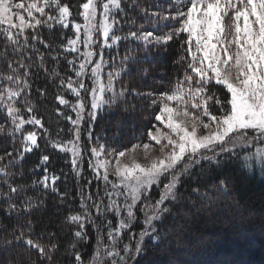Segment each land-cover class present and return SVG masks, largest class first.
Listing matches in <instances>:
<instances>
[{"label":"snow or ice","instance_id":"snow-or-ice-1","mask_svg":"<svg viewBox=\"0 0 264 264\" xmlns=\"http://www.w3.org/2000/svg\"><path fill=\"white\" fill-rule=\"evenodd\" d=\"M126 6L138 9L149 25L169 22L171 30L154 34L142 23L135 30L130 28L120 35L123 28L117 27L120 25L118 14L127 15ZM80 7L82 12L78 15L82 23L71 19L72 11L65 0H30L27 4L0 0V34L6 41L4 47L11 45L13 53L18 54L16 66L6 58L7 71L0 72V107L6 114L5 120L12 125L7 132L0 126V134L20 144L19 150L13 147L0 155V217L3 218L0 220V264H17L7 254L18 249L36 254L31 264H59L58 234L45 228L37 234L35 219L47 207L46 194H59L57 181L61 177L50 173L48 168L51 155L40 156L39 165L34 169L42 171L39 179L31 183L16 179L18 175L23 177L16 165L26 154L40 148L38 140L41 138L54 150L66 154L75 177L82 178L83 153L90 151L92 159L88 160V166L96 179L105 184L103 195L99 189L95 194L80 191V211L65 217L64 223L74 226L71 241L64 249L65 254L71 250V264H143L149 245L159 250L175 231L166 222L174 215L173 206L181 199L182 177L189 182L196 181L192 192L201 205L211 204L217 194L230 193V182L217 172L225 163L220 158L222 154L227 161L234 160L242 174H254L257 166L264 173V0H174V11H169L168 15L150 10L139 0H130V3L129 0H86ZM157 17L159 19H155ZM128 23L135 25L136 21ZM70 24L75 35L62 47L65 53L76 54L72 58L64 57L76 79L62 75L56 67H45L44 54L29 38L31 34V40H37L40 36L37 29L41 27L52 29L60 25L68 29ZM122 40L136 41L137 46L142 44L145 52L181 40L186 53L176 61L184 66L182 77L176 79L169 91L152 100L153 105L159 104L154 119L163 127L154 124L147 131L149 141L159 146L160 153L148 164L139 163L130 154L142 147L147 158L151 143L134 144L130 149L117 152L98 140L90 148L81 142L80 126L86 111L91 122L105 106L127 102L129 89L122 87L117 91L116 82L123 72L130 71L124 67L125 62H135V59L126 54L119 69L113 64L112 70L105 71L109 66L104 58L105 49L113 48ZM39 43L45 48L51 47L43 40ZM29 46L39 59V65L32 60V54L25 51ZM51 58L59 63L57 55ZM33 67L43 68L54 82L58 80L61 89L66 86L76 97L74 103L62 95L56 97L60 105L76 113L74 120L65 116L73 125L69 130L72 138H53L42 119L34 114L30 100ZM85 80H89L90 85ZM223 90L226 92L222 98ZM37 91L44 95L41 90ZM25 110L27 117L23 114ZM57 113L63 115L59 109ZM25 125L43 129V137ZM88 139L91 142V132ZM110 156L112 160L108 159ZM126 156L130 163L123 162ZM202 162H207L208 172ZM197 166L200 171H192ZM110 170L116 177L114 181L109 179ZM211 172L216 174L213 176ZM85 186L91 188L92 180ZM154 186L159 190V197L153 201L150 192ZM209 186L215 191L201 192V187L208 189ZM66 195L59 194L61 202ZM138 205L142 206L137 208ZM137 211L144 215L143 228L138 234L130 232ZM109 215L117 218L115 226ZM89 225L96 231L97 239L92 255L85 262L78 246L88 240ZM126 233L134 243L122 244Z\"/></svg>","mask_w":264,"mask_h":264},{"label":"trees","instance_id":"trees-1","mask_svg":"<svg viewBox=\"0 0 264 264\" xmlns=\"http://www.w3.org/2000/svg\"><path fill=\"white\" fill-rule=\"evenodd\" d=\"M14 2L27 4L30 0H14ZM65 2L70 5L72 17H80L78 15L79 12H82L80 5L86 0H65ZM139 2L145 7H149L150 10L161 11L165 15H168L169 11H174L172 8L174 0H139ZM46 11L48 10L46 9ZM126 12L127 15L118 14L120 25L117 27L123 28L120 35L126 34L130 28L135 30L142 23L145 29L153 31L154 34H163L171 30L167 21H160L159 24L152 25L145 23L138 9L126 6ZM129 20H135L136 24L128 23ZM37 31L40 33L39 38L31 40L30 34V43L44 54L45 67H56L62 75L76 79L75 73L69 70L70 66L64 58L65 56L72 58L74 54L65 53L62 47L67 44L69 38L74 37L73 29L71 27L63 29L60 25H55L52 29L41 27ZM39 40H43L51 47L45 48L44 44L39 43ZM181 42V40H173L166 46L152 48L149 52H145L142 44L137 46L136 41L122 40L118 45L104 51V57L109 63L108 70H112L113 64L119 69L122 58L126 54L131 55L135 62L131 60L125 62L124 67L129 68L130 71L123 72L121 79L116 82L117 91L122 87L129 89V94L126 96L127 102H119L118 105L112 107L105 106L95 121L89 122L87 111L84 113L80 133L81 142L86 148L95 145L97 140L100 144L115 149L117 152L130 149L134 144L150 143L147 131L154 124L161 126L154 119V116L158 114L159 104L153 105L152 100L157 99L163 92L169 91L176 79L183 75L184 66L176 63L180 55H186L181 47ZM5 43L4 36L0 34V54H2L0 55V72L7 71L6 58L12 60L15 67V59L18 55L13 53V46L9 45L5 48ZM21 44H23V37H21ZM25 51L32 54L31 46ZM53 55L58 56L59 63L52 60ZM32 60L36 65L40 64L35 54H32ZM26 62L28 61L26 60ZM30 82L32 84L30 100L34 114L42 119L53 138L62 140L72 138L73 133L69 130L73 128V125L65 119V116H71L74 120L76 113L70 107L60 105L56 97L62 95L73 103L76 97L66 90V86L61 89L58 80L54 82L41 67L31 69ZM85 83L90 85L88 80H85ZM216 88L220 90L222 86H216ZM37 89L41 90L44 95H41ZM223 92L226 90L221 92L222 98ZM149 93L152 95L149 96ZM87 100L90 101V97H87ZM20 107L24 108L23 103L20 104ZM57 109L63 115H59ZM23 114L25 117L28 115L26 110ZM5 115L0 107V126L4 127L7 132L12 128V125L5 120ZM25 127L35 131L40 137L44 135V130L39 127L33 125H25ZM89 132L92 134L91 142L88 139ZM16 135L19 139V133ZM38 143L40 148L33 153L26 154L24 160L16 165V169L23 172V177L18 175L16 179L17 182L24 183H31L32 180L39 179L43 173L40 170L34 171V169H37V165H39L40 156L51 155L48 165L49 172L61 177L57 181L59 194L67 193V195L61 202L59 194L51 192L46 194L47 207L35 217L38 221L37 234L41 228L55 231L59 236L61 247V251L56 254L57 260L59 264H71L73 259L71 250L65 254L64 249L71 241V228L74 226L65 224V217L70 213L80 211V191L95 194L99 189L100 194L103 195V180H97L90 171L87 163V158L92 159L90 151L83 153L82 167L84 171L81 178L75 177L66 154L54 150L44 138L39 139ZM13 147L19 150L20 144L14 143L6 134H0V155L4 154L5 150H12ZM220 158L225 163L217 169V172L230 182V193L217 194L211 204L201 205L196 198V193L192 192L196 181L189 182L182 177V183L179 186L181 199L173 206L174 215L169 217L166 222L167 226L174 227L175 231L170 236L168 243L159 250L149 245L143 264H264V175L257 172L242 174L234 160L227 161L224 155H221ZM202 163H204L205 171L208 172L207 162ZM192 171H200L199 166ZM209 174L214 176L216 173ZM88 180H92L91 188L85 186ZM206 180L207 175L204 176V182ZM206 190L209 194L215 191L211 186L208 189L201 187V192ZM150 196L153 201L159 197V190L155 186L150 192ZM141 206L138 205L137 208ZM177 210L178 215L176 214ZM2 219L0 217V220ZM109 219H112L115 226L117 218L109 215ZM143 220V213L137 211V219L130 232L138 234L143 228ZM96 239L97 233L89 225L88 240L78 246L85 262L93 253ZM129 242L134 243L131 235L126 233L122 244ZM7 256L15 259L17 264H31V260L37 258L34 252L30 253L23 249L9 252Z\"/></svg>","mask_w":264,"mask_h":264},{"label":"rangeland","instance_id":"rangeland-1","mask_svg":"<svg viewBox=\"0 0 264 264\" xmlns=\"http://www.w3.org/2000/svg\"><path fill=\"white\" fill-rule=\"evenodd\" d=\"M71 19H73L75 22H78V23H82V22H83L81 16H80V17H75V18L71 17ZM69 27L72 28L71 24L69 25ZM72 29H73V28H72ZM73 31H74V29H73ZM74 35H75V31H74ZM80 47H81V50H83V46L80 45ZM107 49H109V48H106L105 50H107ZM73 54H74V56L76 55L75 53H73ZM104 58H105V57H104ZM105 60H106V59H105ZM105 71L107 72V71H109V70L106 68ZM88 82L91 83L89 80H88ZM89 97H90V96H89ZM90 99H91V98H90ZM160 127L162 128L163 126L161 125ZM150 143L152 144V148L150 149V151H149V155L147 156V158H145V152H144V150H143L142 147H141V148H138L134 154H130V155H134L135 159H136L139 163H141V164H148L153 158L158 157V156L160 155V153H159V146H158V145H155V142H150ZM253 150H254V149H253ZM222 155H223V154H222ZM89 159H90V158H87V163H88V160H89ZM108 159H109V160H112L113 157L110 156V157H108ZM123 162H125V163H130L131 161H130V159H129V156L124 157V158H123ZM90 171H91V169H90ZM255 172H257L258 174L260 173V174L264 175V173H261V172L259 171L258 166L256 167ZM91 173L95 175V173H93L92 171H91ZM250 174H253V173L250 172ZM109 179H110V180H113V181L116 180V177H115L114 175L111 174V170H110V176H109ZM103 185H104L103 188L105 189V184H104V182H103ZM108 188H111V185H108ZM151 191H152V190H151ZM121 199H122V198H121Z\"/></svg>","mask_w":264,"mask_h":264}]
</instances>
